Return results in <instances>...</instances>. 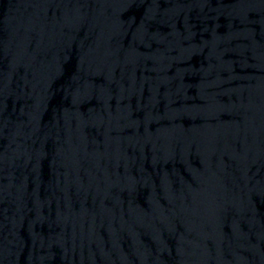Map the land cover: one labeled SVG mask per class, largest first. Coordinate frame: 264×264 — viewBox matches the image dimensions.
I'll use <instances>...</instances> for the list:
<instances>
[{"label": "water", "instance_id": "water-1", "mask_svg": "<svg viewBox=\"0 0 264 264\" xmlns=\"http://www.w3.org/2000/svg\"><path fill=\"white\" fill-rule=\"evenodd\" d=\"M0 264H264V0H0Z\"/></svg>", "mask_w": 264, "mask_h": 264}]
</instances>
